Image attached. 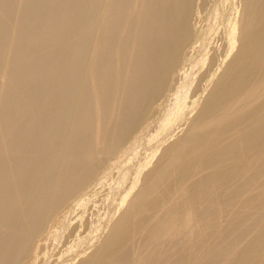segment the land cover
<instances>
[{"label":"bare ground","instance_id":"obj_1","mask_svg":"<svg viewBox=\"0 0 264 264\" xmlns=\"http://www.w3.org/2000/svg\"><path fill=\"white\" fill-rule=\"evenodd\" d=\"M0 264H264V0H0Z\"/></svg>","mask_w":264,"mask_h":264},{"label":"rangeland","instance_id":"obj_2","mask_svg":"<svg viewBox=\"0 0 264 264\" xmlns=\"http://www.w3.org/2000/svg\"><path fill=\"white\" fill-rule=\"evenodd\" d=\"M224 22L226 23V20H224ZM222 20L221 21H219V22H217L216 24H215V28H214V31L215 32H220L221 34H222V31H223V29L225 28L224 26H225V23H224ZM222 23H224V24H222ZM222 25H224L223 27H222ZM203 27V26H202ZM203 29V28H202ZM219 30V31H218ZM196 73H198V67H195L194 68V71H193V74H192V78H193V76H194V74H196ZM120 190H122V189H120ZM109 200H110V203L112 202L111 201V198H109V197H107V198H105V196H103V198H101V200L100 201H98L97 203H95L94 204V208L92 207V209H90L91 211H89V210H87V211H85L84 212V214H83V216H82V218H81V220H79V219H75L74 220V222H75V225H76V228L74 229L75 231H73L72 232V234H69L68 233V228L69 227H65V228H67V229H65L64 228V226H66L65 224H63V226L61 225H59L58 226V228L56 229V230H58L57 231V233L58 232H60V230H62V232L64 233V232H66V233H60L59 235V237H60V239H59V243L58 242H56V245H59L58 247H59V249H58V247L55 245V247H57V249L54 247L53 249V256L54 257H57V255H61L62 254V252L65 254V255H67L71 250H75V248H77L83 241H84V239L86 240L88 237H90L94 232H96V230H98V228L101 226V224H102V221H103V218L105 217V215H106V213H107V210H106V207L107 208H109V207H111L112 205H113V202H112V204H110L109 203ZM107 201V202H106ZM110 204V205H107V204ZM103 204V205H102ZM102 205V206H101ZM104 206V207H103ZM100 207V208H99ZM105 209V210H104ZM100 210V211H99ZM97 211H98V213H97ZM102 212L104 213L105 212V214H102ZM92 213V214H91ZM89 216H88V215ZM95 214H97V215H95ZM85 216H86V218H85ZM98 216V217H97ZM99 216H102V218L101 217H99ZM95 217V218H94ZM85 218V219H84ZM90 218V219H89ZM94 218V219H93ZM84 221H83V220ZM98 219H99V221H98ZM94 220H95V224H94ZM78 221V222H77ZM86 221V222H85ZM90 221L92 222V224L90 225ZM99 222V224H98V222ZM83 222H84V225H82L83 224ZM100 222H101V224H100ZM79 224V225H78ZM95 226H94V225ZM84 226V227H83ZM86 226V227H85ZM89 226H90V229L92 230V229H94V231L92 230V232L91 231H89V229H88V231H87V228H89ZM83 227V228H82ZM92 227V228H91ZM95 227H96V229H95ZM81 230V231H79V230ZM65 230V231H64ZM78 230V231H77ZM88 233H87V232ZM80 232V233H79ZM85 232V233H84ZM77 233V234H76ZM82 233V234H81ZM67 234V235H66ZM69 234V235H68ZM74 234V235H73ZM89 234V235H88ZM63 235V236H62ZM82 235H84V237L83 238H81L82 237ZM61 236H62V238H61ZM66 236V237H65ZM74 236V237H73ZM59 237H57V239L59 238ZM69 237V239H67L66 240V238H68ZM78 237H79V240H78ZM86 237V238H85ZM63 238H65V240H62ZM56 239V240H57ZM73 239V240H72ZM83 239V240H82ZM70 240H71V242H70ZM77 240V241H76ZM62 241H64V243H67V244H65V245H63V242ZM66 241V242H65ZM68 241V242H67ZM79 241H80V244H79ZM70 244L72 245V246H70ZM76 244V245H75ZM61 245H63L62 247H61ZM68 248V250H67V248ZM74 248V249H73ZM63 250V251H62ZM58 252V254H57V252ZM54 252L57 254L56 256L54 255ZM59 252H60V254H59ZM66 252V253H65ZM68 252V253H67ZM51 257L50 258V260L51 259H53L54 257ZM63 256V254L61 255V257ZM50 263V262H49Z\"/></svg>","mask_w":264,"mask_h":264}]
</instances>
